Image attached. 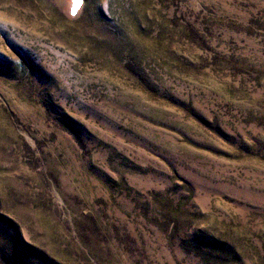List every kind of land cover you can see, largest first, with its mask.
I'll use <instances>...</instances> for the list:
<instances>
[{
    "label": "rangeland",
    "instance_id": "obj_1",
    "mask_svg": "<svg viewBox=\"0 0 264 264\" xmlns=\"http://www.w3.org/2000/svg\"><path fill=\"white\" fill-rule=\"evenodd\" d=\"M0 264H264V0H0Z\"/></svg>",
    "mask_w": 264,
    "mask_h": 264
}]
</instances>
